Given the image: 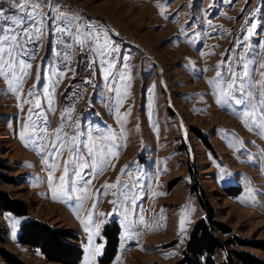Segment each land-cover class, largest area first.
Here are the masks:
<instances>
[{"label": "rangeland", "instance_id": "obj_1", "mask_svg": "<svg viewBox=\"0 0 264 264\" xmlns=\"http://www.w3.org/2000/svg\"><path fill=\"white\" fill-rule=\"evenodd\" d=\"M66 3L118 34L113 39L120 54L129 57L128 70L117 64L125 73V79L113 84L114 88H120L122 106L118 113L109 109V104H115V93L103 88L98 67L94 80L97 87L82 83L90 75L83 61L87 53L78 54L74 50L70 67L76 70L75 78L72 72L66 73L54 92L55 111L49 113L41 89L46 81L36 78L38 68L44 76V62L52 58L55 36H45L32 61L31 76L19 94L20 99L11 93L0 97V191L28 206L27 215L22 216L0 207V227L4 232L1 246L28 264H62L46 259L38 248L19 242L21 224L34 219L78 235V241L70 240L83 249L78 264H103L101 258L106 247L103 229L116 221L120 240L117 254L109 264H176L194 224L206 216L210 206L217 220L229 228L225 233L216 231L222 241L234 237L245 242L264 241V158L249 163L247 154L236 150L241 149L240 143L230 146L220 130L234 132L245 142L243 148L254 157L258 150L264 152V138L249 131L232 111L217 104L209 84L216 72L223 70L222 62L242 54L234 40L245 35L242 29L249 14L258 6L264 9L260 0H232L231 4L223 0H66ZM242 9L247 10L242 12ZM206 10H209L207 15ZM208 21L213 27H208ZM185 28L188 36L182 32ZM192 29L211 35L197 39ZM190 38L196 42L189 43ZM260 42H264V32L250 37L249 43ZM256 51L259 52V56L254 57L257 64L264 63V49ZM217 64L221 68H216ZM259 79L257 68L256 81ZM34 84L41 92V105L51 121L50 127L45 129L49 148L64 109L70 112L63 117L64 121L79 123L78 131L86 132L94 126L110 127L121 146L115 149L118 155L109 157L110 164L99 175H85L91 183L85 186L87 199L82 203L78 198L85 193L80 191L79 185L73 190L71 173L66 184L72 198L53 199L52 189L60 191V177L69 159L67 147L59 157L58 166L51 171L50 186V173L44 167L39 150L26 147L25 141L19 138L26 134L24 124L29 122L28 109L35 108L34 102L23 103L26 99L33 100L27 92ZM7 89V82L0 77V91ZM78 89L82 98L73 97ZM236 107L239 110V106ZM121 117H124L123 122L118 123ZM30 132L29 128L27 133ZM67 132L73 134L71 126ZM95 142L104 144L103 140ZM249 142H254L255 147ZM43 155L48 158L47 151ZM26 164L32 166H24ZM87 172L89 170L85 169ZM118 177L119 182L134 186L129 195L135 197V207L129 203L127 209H116L113 201L118 200L120 192ZM112 184L117 187L105 186ZM125 210L135 225L134 240L125 238L122 214ZM90 217L95 224L86 231L85 223ZM14 218L19 219L20 224L13 238ZM238 240L216 252L217 264H228L230 250L249 251L264 260V249L243 246ZM101 243V254L90 257L89 249ZM232 259L233 264H243L235 255ZM0 264H5L2 257Z\"/></svg>", "mask_w": 264, "mask_h": 264}, {"label": "snow or ice", "instance_id": "obj_2", "mask_svg": "<svg viewBox=\"0 0 264 264\" xmlns=\"http://www.w3.org/2000/svg\"><path fill=\"white\" fill-rule=\"evenodd\" d=\"M223 3L231 4L232 0H223ZM260 3L264 5V0H260ZM211 7L212 5L209 6V10ZM209 10L205 11V15ZM246 10L242 9L241 11ZM67 12L73 14L68 15ZM208 27H213L210 21H208ZM242 31L245 32V35L238 41L234 40V44L241 49L242 54L222 62L223 70L217 71L215 78L209 80V84L212 85L211 94L217 97V104L226 107L238 118H241L249 131H255L258 136L264 138V63L257 64V60L254 58L259 56V52L256 51L257 48L264 49V42L257 45L249 43L250 37L258 36L260 32H264V9L260 6L254 9L245 19V26ZM182 32L185 36L189 35L187 28L183 29ZM192 32L197 39L211 35L205 32H197L196 29H192ZM46 35L55 36L52 58L44 62L46 65L44 76H41L38 68L36 78L38 81L42 78L46 81L41 89L49 113L55 111L54 92L66 73L72 72V78H75L76 70L70 67L74 50L78 54L87 53L86 56H83V61L85 69L90 71V75L84 78L82 83L91 85L94 88L97 87L94 80L96 68L98 67L104 82L103 88L109 93H115L113 97L115 104H109L108 107L118 113L119 108L122 106L121 92L120 88H114L113 84L120 83L125 79V73L117 68V64H121L125 70H128L127 61L129 57L120 54L121 50L113 39L118 34L112 33L111 29L99 21L86 18L74 6L68 5L66 0H0V77H3L8 84L7 91H0V97L11 93L17 100L20 99L19 94L23 91L27 79L31 76L32 61H35ZM195 42V40L189 39V43ZM215 67L221 68V65L217 64ZM257 68L260 72L259 81H256ZM53 77H56V79H53ZM127 79L130 80L131 77L128 76ZM254 81L256 82L254 83ZM84 90L86 91V89ZM27 95L33 97V100L26 99L23 103L31 104L34 102L35 108L30 107L28 109L29 122L24 124L26 134L21 135L19 138L25 141L26 147L30 146L33 150H39L41 159L44 161V167L50 173V186L52 182L51 171L58 166L59 157L67 147L69 159L65 161L64 175L60 177V191L57 192L56 189H52L53 199L67 201L72 198L67 191L66 184L68 174L71 173L73 190L75 191L79 185L80 191L85 193V195L78 198L82 203L87 199L85 186L91 183L90 179H85V175H99L110 164L109 157L118 155L115 149L121 146L117 143L115 133L112 132L110 127L105 129L95 126L89 128L86 132L78 131L77 129L80 128L79 123L70 124V122L64 121L63 117L70 114L69 109H64L61 113L60 127L57 129L49 148V136L45 129L50 127L51 121L47 119L41 105L39 99L41 92L37 91L34 84L28 90ZM73 97L82 98L80 89L73 93ZM236 106H239V110ZM18 107H21L22 110V106L18 105ZM71 107L69 106V108ZM33 116H35V119H33ZM123 119L124 117H121L117 122L122 123ZM69 126L72 127L73 134L67 132ZM181 127H183L182 124ZM29 128L31 132L27 133ZM220 131L225 133L224 138L228 140L230 146L235 147L236 142L240 143L241 149L236 150H242L246 153L249 163H253L258 158H264V152L258 150L257 157H254L246 148H243L245 142L234 132L227 133L223 129ZM82 136L83 139H81ZM96 140H103L104 144H97ZM249 143H253L255 147L254 142ZM46 151L48 153L47 159L43 155ZM24 166L31 167L32 165L26 164ZM254 166L259 168L258 164ZM127 167L125 165V168ZM85 169L89 172L85 173ZM121 172L123 173L124 169H121ZM223 178L224 175L222 174L221 179ZM117 179L119 182V177ZM105 186L116 188L117 184ZM119 187L118 200L113 201L116 209H127L129 203L135 207L136 199L134 196L129 195L134 191V186L119 182ZM122 214L125 218V238L134 240L136 238L135 225L128 219L127 210L123 211ZM140 220L142 225L143 218L141 217ZM82 223L85 222L82 221ZM183 223L182 220L181 224L183 225ZM19 224L20 220L14 218L12 223L13 238ZM94 224L95 221L90 217L89 222L85 223V230L87 231L89 226ZM127 229H131V231H127ZM181 231H184L183 227ZM89 240H91V236ZM102 248V243L94 249L90 248L89 256H99Z\"/></svg>", "mask_w": 264, "mask_h": 264}, {"label": "trees", "instance_id": "obj_3", "mask_svg": "<svg viewBox=\"0 0 264 264\" xmlns=\"http://www.w3.org/2000/svg\"><path fill=\"white\" fill-rule=\"evenodd\" d=\"M0 207L18 216L27 215L28 213V206L23 201L11 197L4 191H0ZM217 230L225 233L229 231V228L217 220L215 211L210 206L207 209L206 216L200 218L194 224L182 257L176 264H217L216 252L227 248V244L238 240L234 237V239L222 241L215 234ZM3 233V229L0 227V257L4 259L5 264H28L16 254L1 246V243L4 242ZM119 233L120 228L116 221L105 225L103 234L106 237V247L101 258L103 264H109L116 256L120 240ZM18 240L22 244L38 248L49 261L62 264H78L83 255L82 247L73 242L79 240L78 235L34 219L26 220L21 224ZM238 242L243 246L252 245L264 249V241L245 242L239 239ZM229 254L228 264H233L232 257L234 255L243 264H264V260L249 251L230 250Z\"/></svg>", "mask_w": 264, "mask_h": 264}]
</instances>
